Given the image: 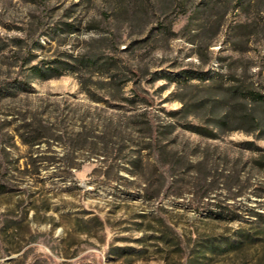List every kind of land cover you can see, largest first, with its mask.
I'll return each instance as SVG.
<instances>
[{
	"label": "rangeland",
	"instance_id": "1",
	"mask_svg": "<svg viewBox=\"0 0 264 264\" xmlns=\"http://www.w3.org/2000/svg\"><path fill=\"white\" fill-rule=\"evenodd\" d=\"M251 2L0 0V87L24 83L0 95V264H264V238L191 258L264 230V103L234 94L264 93Z\"/></svg>",
	"mask_w": 264,
	"mask_h": 264
},
{
	"label": "trees",
	"instance_id": "2",
	"mask_svg": "<svg viewBox=\"0 0 264 264\" xmlns=\"http://www.w3.org/2000/svg\"><path fill=\"white\" fill-rule=\"evenodd\" d=\"M252 1V5L256 7L257 11L259 10V6L264 4V0H238L240 5H244L250 3ZM244 7V6H243ZM77 63H65V61H62L58 58L49 60L47 62H44L41 66L32 65L29 68L31 69V72L33 74H37L38 76L44 77V78H50L53 76L61 75L63 72H74L75 70L79 68H84L86 70H92L101 68L102 64L94 65V61L90 60L89 58H80L76 61ZM109 72V76H112L115 70V67L112 65V63H109L106 67ZM133 71V70H132ZM134 72V71H133ZM186 78V77H185ZM200 78H203L200 76ZM24 85V83L20 81H14L7 82L6 86L0 87V95L2 97H8L14 94L13 90L17 88V86ZM234 94H236L238 97H240L243 100L254 102V103H264V93H259L251 90L250 88L245 89H237L235 90ZM198 130V129H194ZM199 132V131H197ZM24 143H28L26 139H23ZM258 218L261 220L262 223H264V214L255 213ZM219 214H215V216H218ZM264 230H257L255 231V234L258 235H250L248 233H236V238L233 240H229L226 237L223 238H206L202 243H200V250L194 249V254L192 255V259L197 261V257H204V252L208 251L210 254L214 255H221L226 253L229 250H238L242 248L245 244H254L256 240L261 237L259 234ZM198 252H202L201 254H197ZM203 250V251H202Z\"/></svg>",
	"mask_w": 264,
	"mask_h": 264
}]
</instances>
